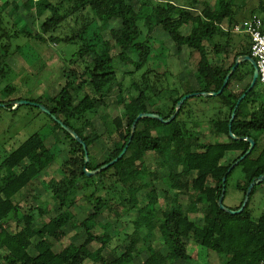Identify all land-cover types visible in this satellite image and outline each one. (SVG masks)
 <instances>
[{
    "label": "trees",
    "instance_id": "trees-1",
    "mask_svg": "<svg viewBox=\"0 0 264 264\" xmlns=\"http://www.w3.org/2000/svg\"><path fill=\"white\" fill-rule=\"evenodd\" d=\"M7 1L10 3L5 6ZM39 7L44 8L41 13L37 12ZM247 8L250 16L260 13L264 24V0H214V5L211 0H185L184 4L174 0H20V4L17 0H0V78L14 70L11 58L23 53L28 42L42 46L79 44L64 69L65 84L50 99L51 105L45 104L42 96L29 101L44 104L75 131L90 155V162L85 165L83 146L48 115L54 124L53 134L58 137L61 131L68 141L67 158L60 166L62 177L45 184L59 204L53 215L39 205L25 212L16 200L23 191L34 187L41 172L54 163L56 157L46 145L52 134L45 137L35 133L5 156L0 163V264H131L144 253L147 257L141 264H188L193 259L188 243L214 252L220 264H262L264 207L256 218L252 205L264 182L254 187L242 213L231 215L219 206L223 188L225 205L229 186L233 185L242 197L235 207L227 208L239 209L249 185L264 175V147L259 149L260 136L264 135V87L259 80L236 111L232 132L239 140L229 135L234 107L253 78L254 68L249 62L238 66L221 95L206 97L219 101L209 122L216 124L213 133L226 136L227 140L204 143L205 135L195 130L198 124L188 126L196 122L192 121L194 114L180 119L186 101L167 125L155 119H141L129 143L138 115L158 113L169 119L182 97L218 92L236 60L252 55L251 38L248 36L241 44L232 35L233 27L238 25L236 16ZM107 23L114 26L110 38L104 39L102 27ZM158 27L169 35L176 57L184 49L191 51L190 56H199L195 74L199 89L183 84L184 93L173 100L174 105L166 114L148 109L151 100L164 92V82L173 74L167 70L165 79V73L156 69L160 55L155 53L153 34ZM232 55L233 62L227 67ZM118 62L134 68L126 74L131 77L129 87L139 94L129 104L123 97L124 84L117 81ZM245 81L247 85L238 93V83ZM16 91L15 86L8 85L0 92L7 99L0 100L6 105L4 109L13 107L16 100L8 98ZM120 106L123 112L111 116L109 112ZM96 117L103 122V133L94 124ZM242 138H253L255 148L227 173L249 149V142ZM104 140H110L112 146L104 160L96 163L92 160L93 148ZM126 146V153L117 163L87 176L85 168H100L117 158ZM149 154L154 156L155 166H148ZM234 154L237 156L227 162ZM237 170L241 173H235ZM147 180L151 187L145 194L147 202L138 209ZM81 189L91 190L82 195L92 205L89 216L82 221L67 218L65 215ZM171 189H190L201 217L193 220L187 210H181L179 195H171ZM159 192L171 201L167 209L159 206ZM29 194L34 196V190ZM135 209L138 216L131 221L134 231L147 228V234L139 242L126 235L124 240L119 239L113 253L105 254L104 250L119 234L116 230L109 232L113 225L107 221L101 224V219L114 215L121 220ZM45 216L47 222L43 221ZM68 225L72 230L82 228L90 241L101 246L88 252L85 245L71 243L56 252L55 242L69 235Z\"/></svg>",
    "mask_w": 264,
    "mask_h": 264
},
{
    "label": "rangeland",
    "instance_id": "rangeland-1",
    "mask_svg": "<svg viewBox=\"0 0 264 264\" xmlns=\"http://www.w3.org/2000/svg\"><path fill=\"white\" fill-rule=\"evenodd\" d=\"M174 1L177 4L185 3V0ZM17 2L20 4V0H17ZM9 3L10 1H7L5 6H7ZM211 4L214 5V0H211ZM9 9L10 8L7 10L9 11ZM43 10V7H39L37 12L41 13ZM249 12L250 9L247 8L243 11V13H240L236 16L238 25L243 26L245 22L251 17ZM259 16L261 17L262 15ZM29 18L32 19L31 17ZM38 23L39 22H36V26ZM113 26L114 24L107 23L102 27V36L104 39L110 38V31ZM142 30L145 32L146 28L142 26ZM232 35L234 40L241 44H244L247 40V37L249 36L245 33ZM153 36L156 39L155 53L160 55L159 59L157 60L156 69L165 73V79L167 70H170L173 74L172 76H169L166 82H164V92L159 94L158 97H155L154 100H151L150 104L148 105V109L150 111L166 114L173 107V100L178 98L179 94L184 93L182 88L183 84L188 83L192 88L199 89L195 75L199 56L196 53H194L193 56H190L191 51L184 49L180 56L176 57L174 54L173 42L169 38V35L161 27L156 28ZM22 43L23 42H21V44ZM78 49V43L71 45L50 44V46H42L38 45L37 43L28 42L25 48H23V53H16L14 57L11 58V66L15 71H10L4 76V78H0V92L6 86L13 85L16 87L17 91L8 98L9 100L18 101L21 99L29 101L30 99H36L42 96L43 102L45 104L51 105L50 99L58 94L65 84L64 69L70 64L73 53L77 52ZM237 49L240 50L241 46ZM233 58L234 57L232 55L227 60V67L233 62ZM154 61L156 62V59ZM133 69V67H127L121 62H118L116 65L117 81L124 84L123 97L125 98L127 104L131 103L139 94L135 88L129 87L131 84V77L126 73ZM78 70L81 72L80 68ZM139 78V75L135 77L136 80ZM246 85L247 81L238 83L237 92L240 93ZM161 86H163V84L158 86V88H161ZM168 87L170 89H168ZM115 98L116 97L113 99ZM0 100L6 101L7 99L0 94ZM186 101L188 103L186 104L180 119H187L189 113L194 114L192 121L195 120L198 123H189L188 126L192 124H198L195 127V130L201 131L205 135V138H203L204 143H216L227 140L226 136H216L213 133L216 124L209 122L218 109V99L191 97ZM122 112L123 107L120 106L117 110H112L109 113L111 116H115L121 114ZM94 124L101 133L104 132L103 122L99 117L94 119ZM53 126L54 124L52 123L50 117L34 106L22 105L18 109L0 108V163L10 151L16 149L31 135L35 133H41V135L47 137V135L52 134L51 136L47 137L46 145L55 155V161L50 167L44 169L41 172L42 175L36 179L34 187L29 188L24 192L23 195L20 196L19 201L25 212H27L30 208L39 205L46 212L53 215L58 211L57 209L59 208L58 202L55 201L52 193L46 190L45 184L62 177L60 166L67 158L68 141L65 139V136L61 131L59 132L58 137L56 134H53ZM111 146L112 142L110 140H104L103 142L98 143L93 148L92 160L96 163H101ZM263 147L264 135L260 136L259 149L261 150ZM236 156L237 154H234L227 162H231ZM146 162L148 166L152 167L155 166L156 160L152 154H149L146 157ZM163 173L165 174V172ZM235 173H241V171L237 170ZM148 181L149 180L145 181V189L142 191V193H140L141 202L138 206V209L147 202L145 194L151 189L150 183ZM235 182L236 179H234L233 183ZM263 186L254 196V202L252 205L254 217L256 218L263 213ZM32 189L34 190V196L29 194ZM90 192V189L80 190V193L76 195L75 201L70 206L67 215H65L67 218L68 216L70 218L75 217L82 221L89 216L92 205L88 202V199L84 198L83 196L85 194L88 195ZM191 192L192 191L190 189L170 190L171 195L176 193L179 195V205L181 210H187L190 218L194 220L198 217H201V214H199L196 210V205L194 203L195 196L190 195ZM158 196L159 206L162 207V209H167L171 203L170 199L165 198L164 192H159ZM241 197V192L236 190L233 185L229 186L228 197L225 201V206L235 207L240 202ZM138 209L133 210L128 216L122 218L121 220H117L114 215L109 216L107 220L104 218L101 219V224H105L107 221L113 225L109 232L116 230L119 234L118 237L113 239L109 247L104 250L105 254L113 253V249L117 246L119 239L124 240L127 237L126 235H130V240L132 239L136 242H139L147 234V228H143L139 232H135L131 223V221L138 216ZM43 221L47 222L48 217L45 216ZM66 231L69 233V235L61 242H55L56 252L61 251L71 243H75L76 245H85L88 252L95 251L101 246V244L98 242L90 241L82 228L72 230V227L68 225L66 227ZM96 232L98 233V230ZM155 236L156 238L158 237V241H162L158 231L155 232ZM127 241L129 242V239ZM188 247L193 256V259L188 262V264H220V258L214 252L201 249L199 246H196L193 243H188ZM146 257L147 255L144 253L141 258L134 260L131 264H141ZM84 264H91V261H86Z\"/></svg>",
    "mask_w": 264,
    "mask_h": 264
},
{
    "label": "water",
    "instance_id": "water-1",
    "mask_svg": "<svg viewBox=\"0 0 264 264\" xmlns=\"http://www.w3.org/2000/svg\"><path fill=\"white\" fill-rule=\"evenodd\" d=\"M243 62H249L254 68V73H253V78H252V81H251L249 87L247 88V90L237 100V103H236V105L234 107V110L232 112V115H231V118H230V121H229V135L233 139L239 140V138L237 136H235L233 134V132H232V126H233V122H234V119H235V116H236V111H237L239 105L241 104V102L247 97L248 93L251 92L253 90V88L256 86V84L258 82V77H259L258 65H257L255 59L253 57L249 56V55H244V56H242V57H240L239 59L236 60L234 66L231 69V71L226 75V77L224 79V82H223V85H222L221 89L218 92H214V93H207V92L198 93V92H196V93H191V94H188V95L182 97L181 100L177 103V107H176L175 113L169 119L165 120L161 115H159L157 113H141L140 115H138V117L135 119V121L133 122V125H132V133H131V137H130L129 143L132 141L133 135H134V133L136 131V128H137V124H138V122L141 119L150 118V119L159 120V121H161L163 123L168 124V123L172 122L176 118V115L179 113L181 107L183 106L185 101L188 100L189 98H191V97H199V96L215 97V96L221 95L223 93L224 89L227 87L231 76L236 71L238 66L241 63H243ZM12 104H13V107H12L13 109H18L22 105L32 104L35 107L39 108L43 113L51 116L66 132H68L76 141H78L83 146V149L85 151V165L89 164L90 155H89L86 143L79 137V135L75 131L70 129L67 125H65L62 121H60L55 115H53L52 112L44 104L29 102L27 100L26 101L25 100H18V101L13 102ZM0 106L3 107V108H6L5 104H1L0 103ZM242 140H245V141L249 142V144H250L249 149L238 160H236L234 163H232V165L229 167L227 173H231L235 169V167L240 164V162L245 160L253 152V150L255 148L256 141L253 138H244V139L242 138ZM127 148H128V146H126L123 149V151L119 154V156L117 158L113 159L109 163L101 166L100 168H98L96 170L89 171L88 169L85 168V173L87 174V176H91V175L98 174V173L108 169L109 167H111L115 163H117L124 156V154L127 151ZM223 182L224 183L226 182V176L223 178ZM262 182H264V175L260 176L257 180L253 181L249 185V187H248V189L246 191V195L244 197V201H243L241 207L239 209H237V210H233V209L227 208L224 205V197H225V194H226V188L224 187L223 190H222V195H221V197L219 199L220 208L226 210L231 215H237V214L242 213L245 210V208H246V206H247V204H248V202L250 200V196H251L252 190L254 189L255 186L259 185Z\"/></svg>",
    "mask_w": 264,
    "mask_h": 264
},
{
    "label": "built area",
    "instance_id": "built-area-1",
    "mask_svg": "<svg viewBox=\"0 0 264 264\" xmlns=\"http://www.w3.org/2000/svg\"><path fill=\"white\" fill-rule=\"evenodd\" d=\"M232 32L235 34L245 33L251 38V56L259 68V83L264 87V24L261 17L251 16L243 26L235 25ZM262 264H264V260Z\"/></svg>",
    "mask_w": 264,
    "mask_h": 264
},
{
    "label": "crops",
    "instance_id": "crops-1",
    "mask_svg": "<svg viewBox=\"0 0 264 264\" xmlns=\"http://www.w3.org/2000/svg\"><path fill=\"white\" fill-rule=\"evenodd\" d=\"M248 17H249V16H248ZM41 175H42V174H41ZM24 192H25V191H23V192H22V193H21V194H20V195H19V196L16 198L17 202H19V203H20V201H19V198H20V196H21V195H23V194H24ZM21 200H22V199H21ZM20 205H21V204H20ZM21 207H22V206H21Z\"/></svg>",
    "mask_w": 264,
    "mask_h": 264
},
{
    "label": "bare ground",
    "instance_id": "bare-ground-1",
    "mask_svg": "<svg viewBox=\"0 0 264 264\" xmlns=\"http://www.w3.org/2000/svg\"><path fill=\"white\" fill-rule=\"evenodd\" d=\"M167 125V124H166Z\"/></svg>",
    "mask_w": 264,
    "mask_h": 264
}]
</instances>
